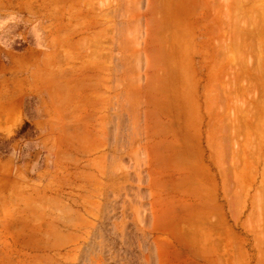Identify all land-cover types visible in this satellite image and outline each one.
Wrapping results in <instances>:
<instances>
[{
	"label": "rangeland",
	"instance_id": "rangeland-1",
	"mask_svg": "<svg viewBox=\"0 0 264 264\" xmlns=\"http://www.w3.org/2000/svg\"><path fill=\"white\" fill-rule=\"evenodd\" d=\"M0 264H264V0H0Z\"/></svg>",
	"mask_w": 264,
	"mask_h": 264
},
{
	"label": "crops",
	"instance_id": "crops-1",
	"mask_svg": "<svg viewBox=\"0 0 264 264\" xmlns=\"http://www.w3.org/2000/svg\"><path fill=\"white\" fill-rule=\"evenodd\" d=\"M208 102H209V101H208ZM208 102H207V103H208Z\"/></svg>",
	"mask_w": 264,
	"mask_h": 264
}]
</instances>
